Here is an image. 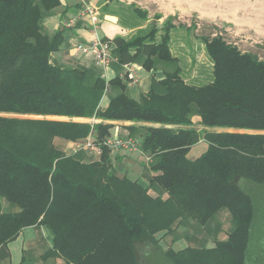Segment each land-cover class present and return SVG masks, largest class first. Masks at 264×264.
Returning <instances> with one entry per match:
<instances>
[{"label":"trees","instance_id":"16d2710c","mask_svg":"<svg viewBox=\"0 0 264 264\" xmlns=\"http://www.w3.org/2000/svg\"><path fill=\"white\" fill-rule=\"evenodd\" d=\"M100 4L101 17L115 16L135 31L103 38L120 64L164 67V78L138 100L128 94V75L108 82L91 68L52 62L63 31L49 35L43 21L61 0H0V255L24 229L46 227L52 247L43 259L139 264L138 243L158 246V235L174 236L187 219L205 226L225 209L234 224L225 239L182 251L172 241L165 258L171 264H264V198L255 201L241 184L264 187V61L220 33L198 36L195 48L197 25L176 24V16L150 18L122 0ZM183 30L193 54L189 66L172 51L174 34ZM200 48L207 61L198 65ZM109 88L117 92L102 110ZM105 122H130V135L142 137L143 151L153 158L145 166L148 187L118 174L104 145L114 125ZM90 135L103 153L89 163L55 143ZM201 140L207 150L189 158Z\"/></svg>","mask_w":264,"mask_h":264},{"label":"rangeland","instance_id":"374dc122","mask_svg":"<svg viewBox=\"0 0 264 264\" xmlns=\"http://www.w3.org/2000/svg\"><path fill=\"white\" fill-rule=\"evenodd\" d=\"M129 4H136L140 8L146 10L149 13L150 18L155 15H161V21H164L169 16H176V24H183L190 26L192 24L197 25V29L192 35V42L196 48L198 36H214L216 33H220L229 43L237 46L240 50L245 52H252L256 54L261 60L264 61V0H122ZM172 43V51L174 55L179 56L183 59L185 66H189L191 63L190 58L193 54L190 52L189 47L186 43V32L180 31L174 34ZM196 60L198 65L207 61L206 53L203 48L197 49L195 52ZM164 69L160 66L159 69ZM198 68V67H197ZM196 68V69H197ZM95 73L99 74L102 70L96 66L91 67ZM100 71V72H99ZM108 95V96H107ZM107 101L111 96H114L111 91L107 92ZM196 128H201L200 123H195ZM112 136H115L116 131H112ZM140 142L141 136H136ZM64 140L57 138L56 145L60 149H65L63 143ZM208 147L206 142L196 144L191 155L200 156ZM68 153H71L70 150ZM71 155V154H70ZM97 157L95 154L94 156ZM81 160L83 155L79 156ZM142 172V168H137ZM144 179V178H143ZM134 180H137L134 179ZM241 184L251 192L256 200H262L264 198V187L251 184L247 181H241ZM230 215L227 210L219 211L214 217V225L221 224V228L215 231V228L208 226L205 230L203 243L200 238L197 237L196 231L190 229L187 222H185L182 228L179 229L177 238H185L190 246L195 248H212L216 239H225L228 232L233 230V223H226L225 216ZM211 223V222H210ZM209 224V223H208ZM207 224V225H208ZM234 226V225H233ZM43 228L38 229L26 228L23 230L22 239L18 242H12L9 244L11 247L18 248L24 242V252L22 256L25 261L32 264H39V255L47 252L51 247V239H46ZM47 229V228H46ZM49 231V230H48ZM51 233V232H50ZM35 235L37 244L31 247L30 236ZM37 235V236H36ZM174 236H168V240L175 238ZM159 238V236L157 237ZM197 238V240H195ZM160 242V241H159ZM163 242L161 243V245ZM9 246L0 255V261L10 256ZM137 254L139 257L140 264H171L163 255V248L160 245H154L153 243H138ZM17 251H14V264H18L20 259L17 258ZM22 260V259H21ZM36 263H35V262ZM21 262V261H20Z\"/></svg>","mask_w":264,"mask_h":264},{"label":"crops","instance_id":"0c3cea01","mask_svg":"<svg viewBox=\"0 0 264 264\" xmlns=\"http://www.w3.org/2000/svg\"><path fill=\"white\" fill-rule=\"evenodd\" d=\"M83 1L90 2L91 4L97 7L102 6V4H100L101 0H61L60 7L56 8L54 11L50 13H47V15L45 16L43 21L44 31L49 35H54L58 31L62 30L64 37V43L60 47L59 51L55 52L52 55V62L64 68H91L93 66H96L97 68L102 70L101 72L99 71L100 76L105 78L106 81L108 82L116 77L124 78L126 75H128V80H129L128 94L131 98L138 100L140 98L141 93H147L151 89L154 80H160L164 78L165 76L164 70L157 68L156 70L148 71L140 64H134L131 65L130 67L124 66L118 62V59L115 57L114 52H113L114 61L112 62L111 66L107 70H103L102 68L98 67L95 64L94 57L91 53H87V54L76 53L74 47L79 42L90 43L97 36L102 39L104 37H107L109 39H114L118 36L129 38L135 33V31L133 30L127 31L126 29H123L119 25L118 18L111 15L102 16L99 29L97 32H95L91 27L88 18L85 16L83 12L84 11ZM131 68L134 70V76H135L134 80H132L130 76ZM108 91L109 92L111 91L113 95H115L117 92L113 88L112 89L109 88ZM107 96L105 95L104 99ZM111 98L112 96L109 98V100L107 99V101L103 99L101 103L102 110H105L109 106ZM50 119L68 120L67 118H59V117H50ZM75 121L91 122V123L102 122V120H97V119H92V120L75 119ZM194 122L200 123V118L195 117ZM105 123H111L114 125V127L111 129V133L114 130L116 131L117 134L115 136H112L111 134L110 136L111 138H115V137L125 138L131 136L130 131L128 130V126L131 125L130 122H105ZM204 142H205L204 140H201L199 143H204ZM55 143H57V139L55 140ZM62 144H64L65 147V149L62 150H64L67 154H74L73 142L63 141ZM207 148H205V150H207ZM192 149L190 150V153L188 155L189 158L196 159L202 155V154L200 156L191 155ZM69 150L71 153H68ZM78 154H80L81 156L83 155V159H84L83 162L86 163L97 161L100 159V158L96 159L95 157H93L94 154L90 152L81 151ZM112 157L114 159L115 167L120 177H127L130 180L139 181V183H141L146 187L149 186V179L151 175L146 171L145 166H147V164L145 162L144 157L141 154L139 153L134 154L126 150H120L112 153ZM138 166L142 168V172H139L140 170L137 169ZM136 178L137 180H134ZM150 192L154 196L158 195V193L154 190H151ZM165 197H167V195H165ZM214 218L215 217H213L210 220L211 223L209 222V224L208 225L206 224L205 226L197 224L192 219H187L179 226L176 232H178L179 229L184 226L183 224L187 222L189 228L194 229L196 231L197 237L200 238V241L203 243V238L207 234V233L205 234V230L206 228H208L209 225H211V228L214 227L215 231L219 230L222 226L221 224H217L215 226L213 223ZM225 219H226V223L227 221L228 223H231L230 215H226ZM233 225L232 227L234 229ZM32 228L38 229L40 227H32ZM42 228L44 235L46 236V239L48 240L51 239L50 247H52V234L50 233V231H48V229H46V227H42ZM230 232H228L227 235ZM22 234L23 232L16 240L17 242L22 239L21 238ZM177 234L178 233H175L174 236ZM163 235L164 234L158 235L159 236L158 239L160 240V246L163 248L164 251H167L170 248L168 244H170V242L172 241L173 243H171L170 245L175 251H182L189 247L195 248V246H190L188 242L184 240L185 238L175 237L172 238V240H168V237L166 239H163ZM227 235L225 237H227ZM37 239L35 235L30 236L31 247H34L37 244L36 243ZM195 240H197V238ZM162 242L163 244L161 245ZM213 244L215 245V242ZM24 247H25L24 242L22 243V245H19L18 248L15 249L10 245L9 246L10 256L6 255L3 261H0V264H14V260H13L14 251H17L16 258L18 260L20 259L21 261V262L19 261L18 264H32L30 262L25 261V259H23L24 256H22V253L24 252ZM44 254H40L39 255L40 259L39 261L36 262H39V264H64V261L62 259H50V260L43 259L42 256Z\"/></svg>","mask_w":264,"mask_h":264},{"label":"built area","instance_id":"2783aa9c","mask_svg":"<svg viewBox=\"0 0 264 264\" xmlns=\"http://www.w3.org/2000/svg\"><path fill=\"white\" fill-rule=\"evenodd\" d=\"M83 9L84 14L88 18V21L95 32L98 31L99 26L101 24V12L99 7L91 4L90 2L83 1ZM74 50L76 53L87 54L91 53L94 57L95 64L102 68L103 70H107L112 62L114 61L113 50L114 45L111 42L104 41L100 37H96L90 43L79 42L75 45ZM131 66V65H130ZM129 66V67H130ZM130 76L132 80L135 79L134 70L130 69ZM105 147H107L111 153L126 150L131 153H139L141 154L147 165H150L153 162L152 156L146 154L142 149V143L135 137L128 136L125 138L109 137L104 142ZM81 151L90 152L95 154L97 157H101L103 153V149L100 145H98L92 135L88 138L73 142V153L78 154Z\"/></svg>","mask_w":264,"mask_h":264}]
</instances>
